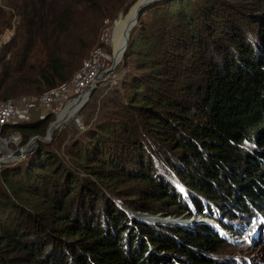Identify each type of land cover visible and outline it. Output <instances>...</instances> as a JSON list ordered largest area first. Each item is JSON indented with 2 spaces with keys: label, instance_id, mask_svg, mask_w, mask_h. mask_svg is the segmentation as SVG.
<instances>
[{
  "label": "trees",
  "instance_id": "obj_1",
  "mask_svg": "<svg viewBox=\"0 0 264 264\" xmlns=\"http://www.w3.org/2000/svg\"><path fill=\"white\" fill-rule=\"evenodd\" d=\"M132 1L0 0V100L61 86ZM136 24L122 57L136 73L107 120L0 170V264H229L219 229L264 219V0H157ZM55 115L3 132L25 143Z\"/></svg>",
  "mask_w": 264,
  "mask_h": 264
},
{
  "label": "rangeland",
  "instance_id": "obj_2",
  "mask_svg": "<svg viewBox=\"0 0 264 264\" xmlns=\"http://www.w3.org/2000/svg\"><path fill=\"white\" fill-rule=\"evenodd\" d=\"M135 1L136 0H133L130 3L131 5L128 8V10L125 12V14L123 11H120L117 14V16L115 18H113V20L110 23H108V25L110 27L113 25L114 29L117 27L118 23L120 24L118 26L117 30L115 31V35H114L115 41L111 43L112 45L110 44L108 46H104L101 44V42H100L101 31L105 28V26H103L100 29V32L98 35V43H100L101 45L99 47L103 46L106 49V52L108 53V56H109V60L104 62V72L102 73L100 79L98 80V82H97L98 85L94 89V92L91 94L89 100L75 114V115L79 116L80 121L82 123V127L81 128L77 127L76 123H74L72 121V119H68L67 121L61 123L62 126L60 125V126L56 127V129L54 130L53 135L58 134L57 139L60 141V143H62L61 148H60V152L67 150V148H68V146H70L72 140L74 138H76L78 135H80L82 130L87 125L92 127L95 125V123L106 121L107 115H109V113L116 106V101H118V100L123 101L124 94L126 92V88L129 84L128 82H129L130 78L132 77V75H134L136 73L135 64L132 62L128 66H125L122 63V57H123L122 56L112 71H107V70L112 65L111 63H112V60L116 54V50L118 52V36H117L118 29L121 26V22L123 21V19L128 14L129 10L134 5ZM150 17H151V14L149 11L146 13H143V16L141 17V19H142L141 21L147 22L150 19ZM136 25L133 27L134 30H132L133 28L131 29L133 36H135L138 33V29L139 30L142 29V27L138 28ZM96 48H98V46H94L93 49L89 51L88 55L85 57L83 62L90 56V54ZM82 65H80V67ZM77 70H75L74 73ZM47 111H50L52 113L55 112L52 109L46 110V111L42 110V108L37 103H35L32 111H31V114H30L31 120H36V118L41 117L40 115L42 113L47 112ZM56 114H57V111H56ZM57 116H60L59 113ZM57 116L55 115L54 120ZM7 133H9V132H3L4 135ZM53 135H52L51 139L49 141H46V142H50L53 138ZM21 136H22V140L20 143L21 144L20 147L22 145H24V142H22L23 141V135L21 134ZM43 136H47V130L45 132V135H43ZM31 137L32 136L28 137L27 141ZM36 145L37 144H32V146L30 148H28V150H32V148ZM244 146L247 147L248 144H244ZM13 148L15 149V147H13ZM27 153L29 154V152H26L24 154L26 155ZM14 160H16V159H14ZM14 160L10 159L6 162L1 163L0 170L8 162H13ZM183 195L185 196L186 193L183 192ZM125 211H126V213L128 211L132 212V213L129 212L131 214V215L129 214V217L131 219L136 220V219L142 218L141 220H145V218H149L148 215H143V214H139V215H141V217H137L138 213H136V212H141V211H133V210H128L126 208H125ZM141 213H146V212H141ZM150 215H152V214H150ZM156 215H152V216H156V217H150L151 221L150 220L149 221L154 222L155 224L156 223L170 224V225L177 224V225H182L185 227L186 226L187 227H194L196 224H201V223H207V224H210V226L212 225L211 219L205 218L198 213H195V215H193V216H190L188 214H182V215L177 216L175 218L171 217V216L161 217L158 214H156ZM219 215L222 219L227 220L228 222H230L232 224H235V225L245 224L246 225V220H244V219L236 218V219L230 221L229 219H227V217H225L221 214H219ZM134 216H136V218H134ZM164 219H166V220H164ZM176 219H178V221H176L174 223V221ZM156 220L159 222H157ZM180 221H182V222H180ZM260 222L261 223H259V221L254 223L252 230L248 229L249 226L243 227L241 235L235 234V233L232 234L231 232L225 231L224 229L223 230L219 229L220 236L223 237L225 240H227L228 244L225 246V248L222 249V251L218 252L213 257H215V259L218 257L221 260L228 262L229 264H264V236H263V234H264V219L260 220Z\"/></svg>",
  "mask_w": 264,
  "mask_h": 264
},
{
  "label": "built area",
  "instance_id": "obj_3",
  "mask_svg": "<svg viewBox=\"0 0 264 264\" xmlns=\"http://www.w3.org/2000/svg\"><path fill=\"white\" fill-rule=\"evenodd\" d=\"M113 30L114 27L112 25L111 27H105L101 31L100 42L102 45L108 46L111 44ZM10 36L11 33L0 34V44ZM108 60L109 56L106 49L103 46L98 47L93 50L74 75L58 88H54L53 90L43 93L35 98L20 96L0 100V165L10 159L14 160L24 157L25 154L18 157H15L12 154L17 148L22 147H20L22 140L20 131H13L4 135L3 128L16 123L31 121L30 114L35 103H37L42 110H56L57 116L58 113L59 115L62 113L65 114V111L71 106V104L76 102L77 109L63 122L72 119V121L76 123V126L81 128L82 123L80 118L75 114L83 107L88 90L94 88V86L97 87V82L104 72V62ZM79 99L80 101H77ZM49 112L50 111L44 112L40 116L43 117ZM13 147H15V149ZM7 155L10 156V158H5Z\"/></svg>",
  "mask_w": 264,
  "mask_h": 264
},
{
  "label": "water",
  "instance_id": "obj_4",
  "mask_svg": "<svg viewBox=\"0 0 264 264\" xmlns=\"http://www.w3.org/2000/svg\"><path fill=\"white\" fill-rule=\"evenodd\" d=\"M137 1V0H136ZM135 1V2H136ZM155 1H157V0H150V1H146V2H141V3H139V5H138V7H137V9H136V13H135V17H134V22H133V24H134V26L136 25L135 23H136V21H137V18H138V15H139V13L141 12V10L142 9H144L145 7H147V6H149L150 5V3H153V2H155ZM128 40H129V37L128 36H126V40H125V47L123 48V52H122V56H123V54H124V52H125V50H126V48H127V46H128ZM112 65L110 66V68L107 70V71H112L113 69H114V67H115V65L117 64L116 63V61L113 59L112 60V63H111ZM96 88V86H94V88H92V89H89L88 90V92H87V95H86V101L84 102V105L86 104V102H87V100L90 98V96H91V94L94 92V89ZM83 105V106H84ZM65 119H59V116H57L56 118H55V120L54 121H52V122H50L49 123V127H48V129H47V136H41V135H34V136H32V138L31 139H29L26 143H24V145H22V147L21 148H17V150H15V151H13L12 152V154L15 156V157H18V156H21L22 154H24V153H26V152H31V151H33L34 150V148H36V146H34L33 148H32V150H28V148H30L31 146H32V144H36V141L37 140H41V141H49L50 139H51V137H52V135H53V132H54V130L56 129V127H58V126H60L61 125V123L64 121ZM15 125V124H14ZM5 158H10V156H5ZM129 212H131V211H128V213ZM132 213V212H131ZM134 213V212H133ZM136 213H138V214H143V215H148L149 217H156V216H152V215H150V214H146V213H141V212H136ZM130 214V213H129ZM131 215V214H130ZM159 217V216H158ZM163 219V218H162ZM145 220H147V219H145ZM164 220H166V219H164ZM149 221V220H148ZM176 221H178V219H176L175 221H174V223L176 222Z\"/></svg>",
  "mask_w": 264,
  "mask_h": 264
},
{
  "label": "bare ground",
  "instance_id": "obj_5",
  "mask_svg": "<svg viewBox=\"0 0 264 264\" xmlns=\"http://www.w3.org/2000/svg\"><path fill=\"white\" fill-rule=\"evenodd\" d=\"M146 1H150V0H137L134 3V5L131 7V9L129 10L128 14L123 19V21L121 20L122 21L121 22V26L119 27L118 33H117V36H118V52L116 50V54H115V56L113 58L116 61V63L122 57L121 54L123 52V48L125 47V44L124 43H125V40H126V36H128V37L130 36L129 33L131 32V29L134 27V24H133L134 21L133 20H134V17H135L136 9H137L139 3L146 2ZM119 25L120 24L118 23L117 27L113 30V35H112L111 43L115 41L114 35H115V31L117 30V28H118ZM77 101H80V99L77 100ZM75 103H72L71 106L65 111V114L62 113L59 116V119H62L63 120V119H66V118L70 117V115H72L75 112V110L77 109ZM137 217H141V215L137 214ZM134 218H136V216H134ZM145 219L151 221L150 217L149 218H145ZM157 222H159V221H157ZM180 222H182V221H180Z\"/></svg>",
  "mask_w": 264,
  "mask_h": 264
}]
</instances>
